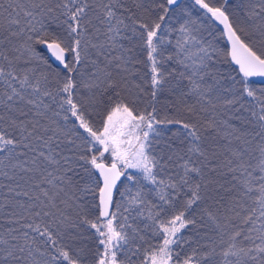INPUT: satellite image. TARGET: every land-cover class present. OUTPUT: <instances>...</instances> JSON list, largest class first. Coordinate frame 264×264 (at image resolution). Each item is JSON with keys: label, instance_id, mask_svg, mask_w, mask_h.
Returning <instances> with one entry per match:
<instances>
[{"label": "snow or ice", "instance_id": "6c2138e0", "mask_svg": "<svg viewBox=\"0 0 264 264\" xmlns=\"http://www.w3.org/2000/svg\"><path fill=\"white\" fill-rule=\"evenodd\" d=\"M264 0H0V264H264Z\"/></svg>", "mask_w": 264, "mask_h": 264}, {"label": "trees", "instance_id": "16d2710c", "mask_svg": "<svg viewBox=\"0 0 264 264\" xmlns=\"http://www.w3.org/2000/svg\"><path fill=\"white\" fill-rule=\"evenodd\" d=\"M255 86H256L257 88H259V87H264V84H262V83H256Z\"/></svg>", "mask_w": 264, "mask_h": 264}, {"label": "water", "instance_id": "95a60500", "mask_svg": "<svg viewBox=\"0 0 264 264\" xmlns=\"http://www.w3.org/2000/svg\"><path fill=\"white\" fill-rule=\"evenodd\" d=\"M255 81H257L256 83H262V84H264V81H260V78H253Z\"/></svg>", "mask_w": 264, "mask_h": 264}]
</instances>
